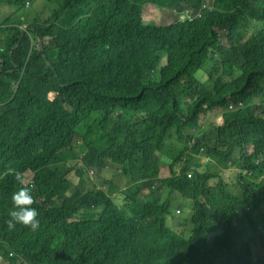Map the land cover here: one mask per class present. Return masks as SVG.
Instances as JSON below:
<instances>
[{
  "label": "clouds",
  "instance_id": "clouds-1",
  "mask_svg": "<svg viewBox=\"0 0 264 264\" xmlns=\"http://www.w3.org/2000/svg\"><path fill=\"white\" fill-rule=\"evenodd\" d=\"M0 45V110L46 126L0 140L36 187L75 188L41 228L29 188L13 193L8 228L34 233L1 246L2 264H216L203 217L237 220L264 264V155L226 149L264 109V86L243 85L264 58V0H36L4 17ZM247 168L238 194L208 192Z\"/></svg>",
  "mask_w": 264,
  "mask_h": 264
},
{
  "label": "trees",
  "instance_id": "trees-1",
  "mask_svg": "<svg viewBox=\"0 0 264 264\" xmlns=\"http://www.w3.org/2000/svg\"><path fill=\"white\" fill-rule=\"evenodd\" d=\"M36 0L32 1L33 7ZM13 11H24L10 6L6 10H0V22L4 21V17L11 14ZM244 75H248V79L243 81L244 88L255 94H259L264 86V58L259 61H254L250 64ZM42 132V131H41ZM8 149L15 152L19 151V147L15 144L4 145L3 150L8 154ZM227 151L232 153H247L254 151L259 155H264V109H261L255 118L251 128L238 138L229 137L226 147ZM16 159H21L24 163L25 159L18 155ZM65 160H68L66 158ZM254 176V171L247 168L239 180L233 183L223 180L218 175H215L212 182L206 183L208 192L215 196H221L231 187L234 194H238L243 185ZM71 195L68 194V196ZM49 205V200H46L45 207ZM37 219L45 225L41 220L38 212ZM201 236L203 240V249L215 260L216 264H253L255 252L250 245L248 239L243 233L241 224L234 219L226 221H217L212 218L203 217L200 219ZM34 231H31L27 237L19 244H13L17 247L24 246L32 237ZM12 244L0 242V247L3 245ZM16 258V257H14ZM3 262L2 259H0Z\"/></svg>",
  "mask_w": 264,
  "mask_h": 264
},
{
  "label": "rangeland",
  "instance_id": "rangeland-1",
  "mask_svg": "<svg viewBox=\"0 0 264 264\" xmlns=\"http://www.w3.org/2000/svg\"><path fill=\"white\" fill-rule=\"evenodd\" d=\"M33 0H0V10H6L10 6H14L24 12L33 13ZM6 50L4 45H0V51ZM25 96H31L29 90H25ZM19 111L13 106H6L0 110V134L9 136L13 142H20L26 137H34L41 131H44L46 126L40 123L38 127H33L23 122L19 126L12 123ZM4 143L0 140V242L19 244L32 231L29 227L22 224H17L14 229H9L7 220L9 213L13 210L12 195L18 191L20 187H27L34 197L33 208L39 212L45 207L46 200L52 201H66L68 194L75 192V188L71 184L62 183L55 187L44 186L42 188L36 187L32 183L31 176L25 173V167L21 164V159H16L4 150ZM42 163H50L51 157L49 155L41 159ZM10 169H15L23 174L24 184L21 185L15 180L14 175L9 173ZM40 222V221H39ZM43 225L40 222L41 228ZM38 228V229H39ZM86 237H90L89 234ZM23 257L19 256L9 260V264H20ZM0 264L2 262L0 261Z\"/></svg>",
  "mask_w": 264,
  "mask_h": 264
}]
</instances>
